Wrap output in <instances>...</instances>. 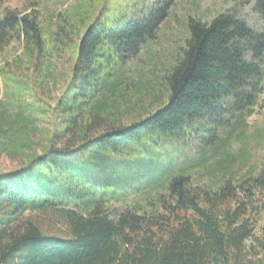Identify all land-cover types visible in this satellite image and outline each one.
<instances>
[{
	"label": "trees",
	"instance_id": "16d2710c",
	"mask_svg": "<svg viewBox=\"0 0 264 264\" xmlns=\"http://www.w3.org/2000/svg\"><path fill=\"white\" fill-rule=\"evenodd\" d=\"M108 1L0 18V54L14 51L0 62V155L17 162L0 170V264H264V204L247 200L264 162L230 149L262 91L264 0H245L259 28L237 0L187 15L150 72L137 62L174 0ZM177 144L178 165L154 164ZM133 169L145 190L121 202Z\"/></svg>",
	"mask_w": 264,
	"mask_h": 264
},
{
	"label": "rangeland",
	"instance_id": "374dc122",
	"mask_svg": "<svg viewBox=\"0 0 264 264\" xmlns=\"http://www.w3.org/2000/svg\"><path fill=\"white\" fill-rule=\"evenodd\" d=\"M32 1H36L38 4V10L41 15L45 18H50L52 15L58 12H63L72 6H76L78 0H2L0 2V18L2 17L6 9H26V5ZM107 0H88V4L92 7H101ZM113 1V0H109ZM108 1V2H109ZM114 4L119 5V12L123 11L124 8L130 6L135 0H115ZM148 2L150 0H144ZM233 0H174V6L172 7L169 17L160 25L156 37L149 41L140 53V60L138 64L142 65L146 71H151L153 63L158 59L157 56L162 58L166 55L174 46H177L183 42V39L187 35L186 18L187 15H195L203 20H209L214 15L222 12L230 5ZM239 14L247 19L254 28H259L261 21L258 14L252 8V3L246 2L245 0H237ZM13 51V43L5 48L4 52L0 54V62L8 60L11 56L9 55ZM153 55H156L153 56ZM157 60V69L161 68L160 61ZM166 57H164L165 59ZM166 61V60H164ZM262 68L264 71V59L262 62ZM50 85V84H49ZM1 86V84H0ZM262 91L259 95L258 103L254 108L255 113L252 116H247L245 128L240 137L233 138L230 141V149L233 152H244L248 153L249 162L256 166L264 162V77L262 80ZM51 87V86H50ZM0 99H1V88H0ZM263 116V117H262ZM169 153L161 151V153L155 158L154 164L162 166V164L175 161L176 165L178 161L183 159L180 155L182 154L181 147L173 145ZM191 155L189 158L196 159L197 153L195 149H191ZM180 157V158H179ZM151 155H144L142 157V163L131 165L120 170L119 174L127 175L131 172L132 168L148 166L150 163ZM154 160V157H152ZM182 163V162H181ZM139 165V166H138ZM17 166L15 160L10 159L8 156L0 155V170L9 171ZM134 170V169H133ZM132 170V171H133ZM138 171L139 182L135 179H128L126 187H124V195L121 197V202H134L141 195L145 188L141 187V183L147 179L146 170L135 169ZM250 204L254 207H259L264 204V192L258 195V201L252 198H247Z\"/></svg>",
	"mask_w": 264,
	"mask_h": 264
}]
</instances>
